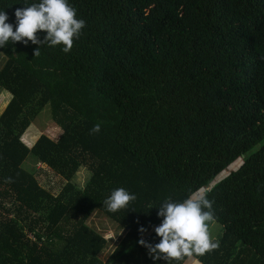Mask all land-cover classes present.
Listing matches in <instances>:
<instances>
[{
    "label": "trees",
    "instance_id": "1",
    "mask_svg": "<svg viewBox=\"0 0 264 264\" xmlns=\"http://www.w3.org/2000/svg\"><path fill=\"white\" fill-rule=\"evenodd\" d=\"M34 2L0 10L15 28V9ZM69 3L86 21L69 53L0 48V264H100L110 239L90 222L97 211L122 230L104 264H183L153 261L138 240L159 242L164 197L208 186L220 246L192 259L264 264V0ZM46 103L62 131L29 146L21 135ZM29 155L64 177L57 194L23 166ZM117 187L137 199L112 213L103 201Z\"/></svg>",
    "mask_w": 264,
    "mask_h": 264
},
{
    "label": "clouds",
    "instance_id": "2",
    "mask_svg": "<svg viewBox=\"0 0 264 264\" xmlns=\"http://www.w3.org/2000/svg\"><path fill=\"white\" fill-rule=\"evenodd\" d=\"M26 7L16 8L15 28L8 23V15L0 10V48L7 47L9 42H20L27 45L46 44L49 47L62 45V51L69 53L74 40L79 39L86 21L77 18V10L69 0H38ZM45 32L43 40L38 32ZM40 54V47L34 50V56ZM101 130L100 123L94 124L89 134L94 135ZM11 182V177L6 178ZM211 189L199 187L189 191L180 201L166 196L157 210L162 217L161 223L154 227L155 234L160 238L152 244L143 238L138 243L148 250L153 261L185 262L193 257L204 256L219 248V241L214 240L210 225L215 222L214 201L209 199ZM137 199L136 194L123 187L113 189L103 201L107 211L115 213L129 208ZM150 205L148 208H151ZM141 233L146 229L141 227Z\"/></svg>",
    "mask_w": 264,
    "mask_h": 264
},
{
    "label": "rangeland",
    "instance_id": "3",
    "mask_svg": "<svg viewBox=\"0 0 264 264\" xmlns=\"http://www.w3.org/2000/svg\"><path fill=\"white\" fill-rule=\"evenodd\" d=\"M3 61V58H0V65ZM10 97L9 91L5 89H0V112L4 108L5 104L7 103ZM62 129L60 126L52 119L51 117V108L49 103H46L39 113L31 120L28 127L21 135V139L27 144L31 145L35 139L39 136L40 133H46L50 137L56 139L59 134L61 133ZM258 147V145L252 147V149ZM241 163V157L237 158L236 161L232 162L230 165L227 166L224 170L220 172V174L214 179L212 182L215 183L219 181L221 178L226 176L230 171L235 170ZM23 166L35 174L39 184L49 190L53 194H57L63 184L65 183V179L63 176L58 174L52 168L47 166L44 163L36 162L35 157L29 155L25 161L23 162ZM87 178V170L84 167H81L78 172L76 173L75 180L77 184L82 185ZM211 184V186H212ZM209 188V186L207 187ZM91 224L96 227L97 229L104 232V236L110 239L107 246L100 252L99 258L101 260L100 264H104L108 253L111 252L113 249V245L121 235L122 230L117 229L116 223L111 220L110 218L104 216L100 212H95L90 217ZM210 229L212 232L213 238L217 235V232H221L223 229V225L216 221L210 225ZM56 248H60L61 244H56ZM183 264H201L197 262L195 259L187 260L183 262Z\"/></svg>",
    "mask_w": 264,
    "mask_h": 264
},
{
    "label": "water",
    "instance_id": "4",
    "mask_svg": "<svg viewBox=\"0 0 264 264\" xmlns=\"http://www.w3.org/2000/svg\"><path fill=\"white\" fill-rule=\"evenodd\" d=\"M211 182H212V179L208 182V185H210Z\"/></svg>",
    "mask_w": 264,
    "mask_h": 264
}]
</instances>
